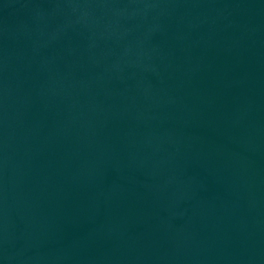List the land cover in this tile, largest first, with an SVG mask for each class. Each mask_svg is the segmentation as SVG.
I'll return each instance as SVG.
<instances>
[{
  "label": "water",
  "instance_id": "obj_1",
  "mask_svg": "<svg viewBox=\"0 0 264 264\" xmlns=\"http://www.w3.org/2000/svg\"><path fill=\"white\" fill-rule=\"evenodd\" d=\"M0 264H264V0H0Z\"/></svg>",
  "mask_w": 264,
  "mask_h": 264
}]
</instances>
